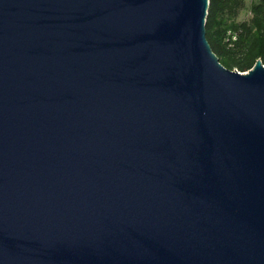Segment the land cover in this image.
<instances>
[{
    "label": "water",
    "instance_id": "water-1",
    "mask_svg": "<svg viewBox=\"0 0 264 264\" xmlns=\"http://www.w3.org/2000/svg\"><path fill=\"white\" fill-rule=\"evenodd\" d=\"M209 0H0V264H264V63Z\"/></svg>",
    "mask_w": 264,
    "mask_h": 264
},
{
    "label": "trees",
    "instance_id": "trees-1",
    "mask_svg": "<svg viewBox=\"0 0 264 264\" xmlns=\"http://www.w3.org/2000/svg\"><path fill=\"white\" fill-rule=\"evenodd\" d=\"M245 0H209L206 30L208 41L220 62L245 72L258 59L264 63V0L251 4L252 16L239 20Z\"/></svg>",
    "mask_w": 264,
    "mask_h": 264
},
{
    "label": "rangeland",
    "instance_id": "rangeland-1",
    "mask_svg": "<svg viewBox=\"0 0 264 264\" xmlns=\"http://www.w3.org/2000/svg\"><path fill=\"white\" fill-rule=\"evenodd\" d=\"M254 0H245V6L244 8L241 10L238 19L243 21V20H248L249 18H251L252 13H251V4Z\"/></svg>",
    "mask_w": 264,
    "mask_h": 264
}]
</instances>
